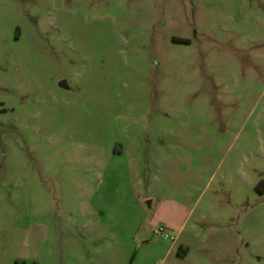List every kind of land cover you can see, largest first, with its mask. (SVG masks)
I'll return each instance as SVG.
<instances>
[{"label": "rangeland", "instance_id": "obj_1", "mask_svg": "<svg viewBox=\"0 0 264 264\" xmlns=\"http://www.w3.org/2000/svg\"><path fill=\"white\" fill-rule=\"evenodd\" d=\"M0 264H264V0H0Z\"/></svg>", "mask_w": 264, "mask_h": 264}, {"label": "built area", "instance_id": "obj_2", "mask_svg": "<svg viewBox=\"0 0 264 264\" xmlns=\"http://www.w3.org/2000/svg\"><path fill=\"white\" fill-rule=\"evenodd\" d=\"M152 234H153L154 236H156V235H160V236H162V237H167V234L163 232V229H162L161 226H157V227L153 228V229H152Z\"/></svg>", "mask_w": 264, "mask_h": 264}, {"label": "water", "instance_id": "obj_3", "mask_svg": "<svg viewBox=\"0 0 264 264\" xmlns=\"http://www.w3.org/2000/svg\"><path fill=\"white\" fill-rule=\"evenodd\" d=\"M58 85L61 86V87H66V84H65L64 80H59L58 81Z\"/></svg>", "mask_w": 264, "mask_h": 264}]
</instances>
